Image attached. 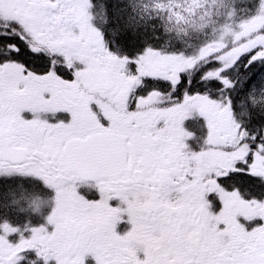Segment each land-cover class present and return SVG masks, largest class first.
Returning <instances> with one entry per match:
<instances>
[{"label": "snow or ice", "instance_id": "6c2138e0", "mask_svg": "<svg viewBox=\"0 0 264 264\" xmlns=\"http://www.w3.org/2000/svg\"><path fill=\"white\" fill-rule=\"evenodd\" d=\"M235 8L192 54L143 0H0V264H264V0Z\"/></svg>", "mask_w": 264, "mask_h": 264}, {"label": "rangeland", "instance_id": "374dc122", "mask_svg": "<svg viewBox=\"0 0 264 264\" xmlns=\"http://www.w3.org/2000/svg\"><path fill=\"white\" fill-rule=\"evenodd\" d=\"M229 2L230 0H143L150 14L163 20L164 25L168 27V33L173 29L180 36L197 25L199 29L206 28L205 31L209 30L218 34L219 37H210L206 39L207 42L226 41L224 37L227 33L231 34L222 17L223 14L225 15L224 5ZM204 5H208L207 10L203 8ZM230 37L229 40L232 39V36ZM164 40L169 41L173 46H177L178 43L183 46L185 43L177 38L169 37ZM206 41L203 43H207ZM243 71L244 69L241 68V72ZM253 99L257 104L264 105V96L258 94Z\"/></svg>", "mask_w": 264, "mask_h": 264}, {"label": "trees", "instance_id": "16d2710c", "mask_svg": "<svg viewBox=\"0 0 264 264\" xmlns=\"http://www.w3.org/2000/svg\"><path fill=\"white\" fill-rule=\"evenodd\" d=\"M246 15V0H236V8H235V19H240L242 17H244ZM222 17H224V22L227 24H232L233 22L228 20H225V15L223 14ZM162 20V19H161ZM163 21V20H162ZM160 21H157V23H159ZM164 25V23H163ZM164 27H166L168 29L167 26L164 25ZM206 28H202L199 29L196 25V27L194 29H190V30H186V33H182L180 36H178V34L171 29L170 32L168 33V35L164 36L163 38H177V39H181L183 41H185V43L183 44L182 47H184V49L186 51H189L192 54H195L196 52V48H198V46L203 43L204 41H206V39L211 38H216L219 37L218 34L214 33L213 31H205ZM163 31V29H162ZM169 31V30H168ZM229 31L232 33L233 29L229 28ZM216 36V37H215ZM231 34H228L224 37V39H229ZM195 42H193V41ZM192 41V42H191ZM207 42V41H206Z\"/></svg>", "mask_w": 264, "mask_h": 264}, {"label": "flooded vegetation", "instance_id": "af4514ba", "mask_svg": "<svg viewBox=\"0 0 264 264\" xmlns=\"http://www.w3.org/2000/svg\"><path fill=\"white\" fill-rule=\"evenodd\" d=\"M202 125L203 121L199 120L197 118H189L188 120L185 121L184 126L189 129V130H196L198 132V135H203V129L198 128L197 125ZM189 143H192L191 141ZM31 200L34 201L33 207L26 209L25 214L28 215L32 210H34L35 205H40L41 207L43 206L42 201L38 198V196H33L30 198ZM23 207V205H21ZM130 225L127 223H121L117 227V231L123 234L125 231L129 229ZM86 264H94V260L91 258H88Z\"/></svg>", "mask_w": 264, "mask_h": 264}]
</instances>
